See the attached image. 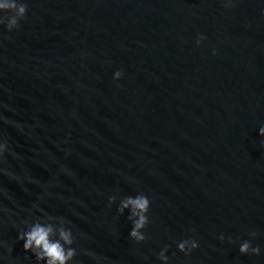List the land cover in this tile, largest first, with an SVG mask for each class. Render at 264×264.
Listing matches in <instances>:
<instances>
[{"label":"water","instance_id":"obj_1","mask_svg":"<svg viewBox=\"0 0 264 264\" xmlns=\"http://www.w3.org/2000/svg\"><path fill=\"white\" fill-rule=\"evenodd\" d=\"M25 2L0 26V264H35L17 236L45 214L79 264H264V0ZM137 192L139 244L107 203ZM250 231L260 256L218 239Z\"/></svg>","mask_w":264,"mask_h":264},{"label":"clouds","instance_id":"obj_2","mask_svg":"<svg viewBox=\"0 0 264 264\" xmlns=\"http://www.w3.org/2000/svg\"><path fill=\"white\" fill-rule=\"evenodd\" d=\"M225 7H231L233 0H223ZM28 4L25 0H0V26L6 28L8 32L19 27V22L27 15ZM207 37L199 34L195 43L199 46ZM215 55V52H213ZM123 77V72L117 70L113 73V81H119ZM259 135L264 137V124L258 129ZM8 151V145L4 141H0V159L4 153ZM119 201L116 211L119 215L124 216L130 222V230L128 236L136 243H142L147 239L145 229L150 223L149 211L151 207V199L143 192H137L135 195L112 194L108 196V207H111ZM23 223L26 228H22L17 236L19 241L23 242V250L30 252L34 257L35 264H79L75 259L78 250L74 247L76 236L70 227V221L63 217H55L48 214L38 216L34 220H25ZM194 231V230H193ZM247 239H241L232 236H225L222 232L218 239L221 242L227 240L229 244H237L238 251L241 255H262V248L259 244L253 246V241L257 237V232L250 231ZM176 249L185 255L190 254L200 245L198 240L189 237L179 241H175ZM2 246V242H0ZM170 245L164 244L156 258L161 264H170V256L168 255ZM92 255V253H88ZM176 253L173 252L172 256Z\"/></svg>","mask_w":264,"mask_h":264}]
</instances>
